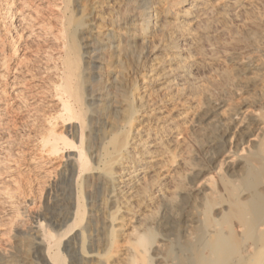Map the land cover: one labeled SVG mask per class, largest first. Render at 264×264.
<instances>
[{
  "label": "bare ground",
  "instance_id": "1",
  "mask_svg": "<svg viewBox=\"0 0 264 264\" xmlns=\"http://www.w3.org/2000/svg\"><path fill=\"white\" fill-rule=\"evenodd\" d=\"M78 6L81 17L69 14L63 31L71 54L78 51V27L95 45L97 80L86 93L75 56L63 60L57 112L77 125L70 139L49 132L48 146L55 154L61 140L77 150L67 155L66 187L49 200L46 218L70 231V262L221 260L235 230L248 225L253 195L264 196V0H79ZM256 32L259 40L247 49L257 54L242 59L240 33ZM257 176L261 192L252 189ZM40 226L32 248L53 237ZM14 243L21 259L0 251V264H29L25 242ZM45 256L44 264H65L58 248Z\"/></svg>",
  "mask_w": 264,
  "mask_h": 264
},
{
  "label": "rangeland",
  "instance_id": "2",
  "mask_svg": "<svg viewBox=\"0 0 264 264\" xmlns=\"http://www.w3.org/2000/svg\"><path fill=\"white\" fill-rule=\"evenodd\" d=\"M78 5L79 0H0V251L21 259L22 253L18 252L21 250L10 245L18 239L24 241L23 255L29 264H44L47 250L55 248L65 254V264H72L65 251L70 231L67 233L64 226L53 228L46 218L50 212L49 200L66 187L67 155L77 152L62 147L61 140L58 141L59 152L54 154L49 148L50 142H54L49 132L57 134L58 131L70 139L69 131L77 125L74 121L61 120L57 112L61 106L56 95V82L61 77L63 60L66 56H75L80 80L87 78L83 79L86 93L89 84H95L97 80L95 45L86 41L83 28L78 27L75 30L78 51L71 54L69 38L63 31L65 18L70 15L81 17ZM260 34L256 32L251 38H245L240 33L242 59L257 54L250 53L248 45ZM237 103L235 101V105ZM74 140L78 143V137ZM262 180L256 177L253 191H262ZM253 201L254 208L246 217L248 225L241 230L234 228L236 236L230 238L225 255L209 264H264V254L260 252L264 246V196L254 194ZM40 224V230L51 232L53 237L42 246L32 248L29 243L34 240L36 227ZM222 228L227 236V227ZM55 241L58 242L56 246ZM248 245L254 247L251 253L245 251Z\"/></svg>",
  "mask_w": 264,
  "mask_h": 264
}]
</instances>
